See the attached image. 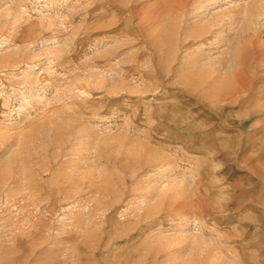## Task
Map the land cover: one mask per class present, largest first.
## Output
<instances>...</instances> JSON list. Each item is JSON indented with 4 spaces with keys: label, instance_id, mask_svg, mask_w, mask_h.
<instances>
[{
    "label": "rangeland",
    "instance_id": "374dc122",
    "mask_svg": "<svg viewBox=\"0 0 264 264\" xmlns=\"http://www.w3.org/2000/svg\"><path fill=\"white\" fill-rule=\"evenodd\" d=\"M0 264H264V0H0Z\"/></svg>",
    "mask_w": 264,
    "mask_h": 264
},
{
    "label": "bare ground",
    "instance_id": "6f19581e",
    "mask_svg": "<svg viewBox=\"0 0 264 264\" xmlns=\"http://www.w3.org/2000/svg\"><path fill=\"white\" fill-rule=\"evenodd\" d=\"M200 34V33H199ZM242 70V69H241ZM236 71V70H235ZM185 78V77H184ZM204 78V77H203ZM187 81L188 82H190V83H194V84H197L199 81L201 82V80L200 79H193V78H190V76H187ZM206 79L204 78V81H205ZM218 80V79H217ZM232 80H233V77H231V76H226V77H224V78H221L218 82H217V84H216V82H215V84H216V86L213 84V86H211L210 84V86L211 87H209L210 88V90L209 91H211V95H216V97H218L219 95H221V93L222 92H224V91H226L225 89H226V87H228L230 84H231V82H232ZM213 81V80H212ZM207 83V82H206ZM210 83V82H209ZM207 85V84H206ZM236 85V84H235ZM240 85V84H239ZM208 89V88H207ZM223 96V95H222ZM225 96V95H224ZM209 97V96H208ZM239 97V96H238ZM237 98V97H236ZM209 104V103H208ZM210 105V104H209Z\"/></svg>",
    "mask_w": 264,
    "mask_h": 264
}]
</instances>
